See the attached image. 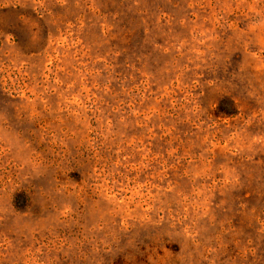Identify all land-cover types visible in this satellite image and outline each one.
<instances>
[{
	"label": "rangeland",
	"instance_id": "1",
	"mask_svg": "<svg viewBox=\"0 0 264 264\" xmlns=\"http://www.w3.org/2000/svg\"><path fill=\"white\" fill-rule=\"evenodd\" d=\"M0 264H264V0H0Z\"/></svg>",
	"mask_w": 264,
	"mask_h": 264
},
{
	"label": "trees",
	"instance_id": "2",
	"mask_svg": "<svg viewBox=\"0 0 264 264\" xmlns=\"http://www.w3.org/2000/svg\"><path fill=\"white\" fill-rule=\"evenodd\" d=\"M220 112L223 111V113H227V114H230L232 113L233 110H231V101H230V109L229 110H226L224 108H219L218 109Z\"/></svg>",
	"mask_w": 264,
	"mask_h": 264
}]
</instances>
